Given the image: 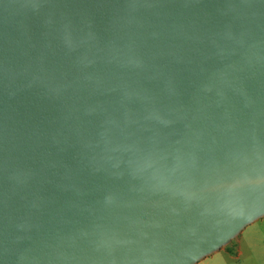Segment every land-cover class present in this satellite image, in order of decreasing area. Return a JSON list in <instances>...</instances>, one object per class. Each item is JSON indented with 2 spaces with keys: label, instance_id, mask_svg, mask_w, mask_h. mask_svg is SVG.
Returning <instances> with one entry per match:
<instances>
[{
  "label": "water",
  "instance_id": "water-1",
  "mask_svg": "<svg viewBox=\"0 0 264 264\" xmlns=\"http://www.w3.org/2000/svg\"><path fill=\"white\" fill-rule=\"evenodd\" d=\"M264 216V0H0V264H196Z\"/></svg>",
  "mask_w": 264,
  "mask_h": 264
},
{
  "label": "crops",
  "instance_id": "crops-1",
  "mask_svg": "<svg viewBox=\"0 0 264 264\" xmlns=\"http://www.w3.org/2000/svg\"><path fill=\"white\" fill-rule=\"evenodd\" d=\"M235 264H264V216L244 227L225 249Z\"/></svg>",
  "mask_w": 264,
  "mask_h": 264
},
{
  "label": "rangeland",
  "instance_id": "rangeland-1",
  "mask_svg": "<svg viewBox=\"0 0 264 264\" xmlns=\"http://www.w3.org/2000/svg\"><path fill=\"white\" fill-rule=\"evenodd\" d=\"M234 238L231 239L229 243L222 246L220 249L227 248L230 245V243L233 242ZM235 263L236 261L234 259H231L226 253L217 250L212 254L202 258L196 264H235Z\"/></svg>",
  "mask_w": 264,
  "mask_h": 264
}]
</instances>
